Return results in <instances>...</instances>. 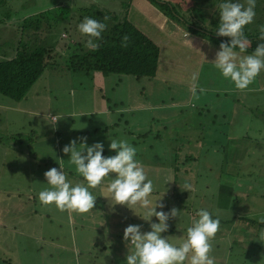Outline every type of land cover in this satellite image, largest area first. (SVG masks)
<instances>
[{"label":"rangeland","instance_id":"rangeland-1","mask_svg":"<svg viewBox=\"0 0 264 264\" xmlns=\"http://www.w3.org/2000/svg\"><path fill=\"white\" fill-rule=\"evenodd\" d=\"M121 2V0H0V60L9 57L13 50H16V44L22 35L21 24L24 18L61 6L96 8L111 15L114 12L119 18L124 16L143 34L152 38L162 51L160 70L155 78L137 81L132 76H106L92 71L89 73L74 69V63H80V58L88 49L84 44H78L85 41L84 35L75 27V32L74 28L71 30L69 28V32L74 33H64V38H61L63 25H58L47 39V44L55 47V54L40 78L20 100H13L0 94V171L2 167L8 168L11 165L10 162L16 158L15 152L25 149L24 144L35 142V136H31L30 130L37 127V117L34 115L31 118L24 111L17 112L15 109L20 110L19 108L29 106L38 110L50 109L51 113L75 109L74 111L79 113L66 118L63 123L66 128L78 130L77 126L73 127L78 122L80 131L81 129L88 131L89 128L93 131V123H104L109 128L104 144L109 143L108 137L116 136L117 139H124L137 149V159L140 157L142 161L148 159L150 166L144 170L153 181L150 200L162 198V202L165 199L166 203L176 200L173 205L167 207L178 209L180 202L188 203L197 196L199 198H195V202L200 208L218 212L217 204L222 201L218 199L220 189L217 181L220 180L219 176H222L221 184L226 185L231 175L224 167L223 171L221 170V162L230 152L228 149L224 152L221 148L223 142L218 138L264 136V110L259 109L258 113L261 116H255L257 113L253 110L255 104L263 98L255 94L257 87L247 89V92L246 88L236 89L214 68L211 61L219 43L211 42L210 37L199 32L192 33L182 23L167 17L149 0H133L128 10ZM240 2L246 3V0ZM256 2L259 4L255 7V16L252 23L244 27L245 34L259 32L258 26L264 25V0H255V4ZM216 3L217 0H192L187 9L193 6L194 9L188 13L185 9L178 12L182 17L189 18V22L193 23L196 29L217 36L215 30L219 14L215 8ZM75 21L73 20V27L78 24ZM193 74L197 77L198 90L195 96L189 92ZM253 84L257 85L256 78ZM221 87H225L226 93L215 92L217 88L222 89ZM200 88L203 92L199 91ZM100 107L105 109L109 107L115 113L110 112L107 119L102 121L97 114L101 111ZM93 110H95L93 115L80 114ZM230 114L235 119L230 120ZM89 121H92V124ZM35 130L37 131L35 135L50 136L37 128ZM98 134L102 135V131ZM15 147L17 150L13 149ZM107 149L108 147L104 146V150ZM186 157H194L197 161L188 160V163H184ZM229 171L236 177L234 171L231 169ZM195 181L199 183L197 188L183 190L185 183L191 185ZM235 182L236 180L233 184ZM103 189L106 192V187ZM92 191L97 192L95 189ZM233 193H237L236 189L224 193L222 197L230 198ZM25 200L27 201V198L23 197L22 201ZM8 201L11 202L10 208ZM252 201L257 203L260 199L253 198ZM17 202L19 198L13 197L0 203V264H123L121 259L111 261L108 256L102 254L105 251L102 245L106 243L107 226L113 227L114 222L107 214L103 215L97 211L102 208L97 198L93 209L88 210L92 217L88 212H84L85 216L82 219L73 221L74 228L70 227L73 224L69 225L68 222L63 225L65 229L62 230L56 229L57 226L54 224L46 223L51 228L47 229V233L53 234V238H67L63 246L54 244L53 254L46 253V248L41 250L40 243L31 235L32 228L39 234L37 230L40 226L34 225L37 222L22 221L31 218V205L28 206V210H24L25 204L16 205L14 209L13 206ZM33 205L32 209L35 208ZM224 205L225 215L231 219L233 213L238 214L237 212L242 209L243 202ZM106 207L109 206L105 205L103 208L106 210ZM163 210L168 211L165 207ZM143 211L137 209L139 214ZM127 213L134 215L130 209ZM80 215L82 216L81 213ZM137 218L143 231L146 226L149 227L148 222L138 216ZM180 218V216L170 218L167 221L168 231L162 233L171 236L174 243L182 239L188 223L191 222L189 216L185 220ZM152 219L155 220V217ZM235 223L242 224V221L237 219ZM148 230L150 229L146 231ZM73 239L76 241L75 247ZM76 245L80 253H77ZM125 247V243L120 244L115 252L112 249L105 254L123 251ZM211 255L215 256L212 248ZM220 262L222 261L217 260L215 264Z\"/></svg>","mask_w":264,"mask_h":264},{"label":"clouds","instance_id":"clouds-1","mask_svg":"<svg viewBox=\"0 0 264 264\" xmlns=\"http://www.w3.org/2000/svg\"><path fill=\"white\" fill-rule=\"evenodd\" d=\"M215 8L219 14L215 34L230 39L220 42L211 62L225 80L230 81L236 89L243 90L264 71V25L258 26L259 42L256 47L250 54H242L248 44L244 27L253 21L255 0H246V3L240 0H217ZM105 28V23L89 16L83 17L77 24L78 31L87 37L85 47L93 51L99 47ZM122 39L126 40L127 37ZM196 80L193 74L189 87L193 96L198 90ZM199 91L203 92V89ZM44 120L55 128L58 119L54 115L51 121ZM77 139L79 143L76 139L70 140L63 146L62 152L68 154V161L74 165L75 172L85 183H72L68 180L60 164L59 168H49L43 173L46 181L43 183L47 187L37 194L42 205H54L59 210L87 212L93 209L97 197L89 189L107 180L106 194L102 197L108 199L110 207L114 209L116 205L125 206L148 222L150 229L141 231L139 224H128L123 229L122 239L127 249L123 264H215L211 255V241L219 228L218 217L206 209H198L196 219L186 228L182 239L174 243L171 236L162 233L168 231L167 221L179 217L181 211L175 207L164 211L162 198L155 201L149 199L153 192V181L147 178L136 158L137 149L124 139L108 137V150L114 154L102 155L103 142L94 141L89 145L87 137ZM190 189L191 185L185 183L183 190ZM137 209L144 211L138 214ZM257 222L264 224V216L258 217ZM256 240L264 242V228L259 231Z\"/></svg>","mask_w":264,"mask_h":264},{"label":"crops","instance_id":"crops-1","mask_svg":"<svg viewBox=\"0 0 264 264\" xmlns=\"http://www.w3.org/2000/svg\"><path fill=\"white\" fill-rule=\"evenodd\" d=\"M215 39L216 38H211V42L216 41V43L220 44V42ZM13 54L14 50L12 52V55ZM256 79L257 85H254L252 81L246 87V92L247 89H253L254 87L258 88L256 89L255 94L263 99L262 101H259V103L255 104L253 110L256 111L255 113H257L255 114V116H261V114L258 112L259 109L264 110V106H262L264 104V71L260 72L256 76ZM221 88L222 89L217 88L215 92L217 93L222 91L226 93V89H224L225 87ZM237 107L239 106L237 105ZM19 109L20 110L15 109V111H24V113L29 115L31 118L35 115L37 117V130L50 136L35 135L37 134V131L35 130L36 128H34L33 130H30L31 136H35V142H33V144H24L23 146L25 147V149H19V151L17 150V147L13 148L14 150H17L15 152V160L10 162L11 165L8 168L2 167L0 171V203H2L4 199L10 200L11 198L16 197L19 198V202L15 203V205L13 206L14 209L16 208V205L25 204V206H23L25 207L24 210H28V206L31 205V218H25V220L22 221H25V223L29 222V220L37 222L34 223V225L35 227L40 226V229L37 230L39 234H36V230H33L32 228L31 235L34 238L36 237V242L40 243L41 250L46 248V253L50 252L51 254H53L54 244L55 246H59V244L60 246H63L62 244L67 238H53V234L49 235L47 233V229L51 228L48 227V224L46 223H49L51 225L54 224V226H57L56 229L59 228L62 230L64 228L63 225L66 222H68L69 225L70 223H72L73 225H71L70 227H73L75 225L73 221L80 220L85 215H83L84 212L81 213L75 210H59L54 205H42L37 198V194L40 190L47 187V185L43 183L46 182L43 173L52 167L59 168L60 164L63 166L66 178L68 180H70L72 183H85L83 178L75 172L74 165L70 164V162L68 161V154L63 153L62 148L64 145L68 144L70 140L76 139L77 143H79L80 141L77 138L80 137H87V143L89 145L94 141H101L104 144V141H106L105 138L108 135L107 132L109 128L108 125H105L104 123L100 124V122L93 123V131H91L90 128L88 131H85L84 129H81L82 131H80L78 122L73 125V127L77 126L78 130L66 128L63 125V123L66 121V118L73 117L76 113H79V111H74L75 109L72 111L58 110V112L56 113H51L50 109L38 110L29 106ZM99 109L101 111H98L99 113L97 114L100 115L102 121L107 117V115L110 114V112H112V109L109 107H107L106 109L100 107ZM246 109L247 108H245V110ZM93 113H95V110L88 113L81 112L80 114L93 115ZM112 113H115V111ZM54 115H56V119H58L55 128L46 123L44 120L46 119L48 121H51V116ZM79 116L86 117L87 115ZM229 119L233 120L235 119V117L230 114ZM89 122L90 124H92V121ZM67 125L70 126V124ZM99 131H102V135L98 134ZM52 134H54L55 136H51ZM139 137L141 138L142 136ZM115 138L117 139L116 136ZM218 139H221L223 142L221 148L224 150V152L227 149L230 152L225 156V160L223 159L224 161L221 162V170L223 171L224 167L225 171H227L231 175L229 176L226 185L221 184L222 176H219L220 180H218L217 183L220 189L218 195L220 196L218 197V199H220L222 202L217 204V207L219 208L218 212L211 211V209L209 210L211 214L218 217L220 220L219 228L211 241L212 250L215 252V262L217 260H221L222 262H220L219 264H264V242L256 240L259 231L264 228V224H260L257 222L258 217L264 216V136H219ZM107 145L108 144H104L105 147ZM109 154L113 155L114 152L107 149L102 153V155ZM188 158L190 157L185 158L184 163H188V160H190ZM138 160L140 161L144 169H147L148 166H150L149 161H147L148 159L142 161L140 157V159ZM193 160L195 162L197 161L194 157ZM226 160L229 161L227 162ZM229 169L236 173V177L233 176L232 173H230ZM235 180L236 182L233 184V181ZM107 182V180L105 182L102 181V185H98L95 188L89 189V191L93 193V196H97L96 198L101 202L100 205L102 208L98 209L97 211L99 213H103V215L107 214L114 222L113 227L107 226L108 229L105 236L106 243L102 245V249L105 251L102 254L103 256H108L111 261L117 258L121 259V261H124V259L122 258H124L126 254V247L123 249V251L119 250L117 253H105L107 251L111 252L112 249H114L115 252V249L118 248L120 244H124L125 242L122 239L123 229L129 224V222L130 224H133V222H135V224H139V220L135 214L132 216V213L131 215L130 213H127L128 208L124 207L123 205H116L114 206V209L113 207H110L108 199L102 197V195L106 194L103 188L106 187ZM197 185H199V183L195 181L191 184V188H197ZM206 188H208V185H206ZM92 189H95L97 192L92 191ZM233 189H236L237 191L236 194L233 193L231 196L235 197L234 199L226 196L222 197L224 193L226 194L227 192H233ZM23 197L27 198V201H22ZM195 198L197 199L199 197L196 196ZM195 198L190 199L189 202L185 204H182L180 202V206L177 210L181 211V215L179 214V216L183 218V220H185L188 216L190 217L191 221L196 219V211L198 209H202L199 205L196 204ZM253 198H259L260 201H257V203L253 202ZM175 201L176 200L166 203V200L164 199L163 204L165 205L166 210H169L167 206L173 205ZM231 202H243V206L242 209L237 212L238 214L233 213L232 215L234 216H232L231 219H228L227 217L230 216L225 215L224 211L226 208L224 204L226 203L229 206ZM32 203L35 205V208L33 207V209ZM10 204L11 202L8 201L9 208ZM38 205L39 207H37ZM105 205L109 206L106 207V210L105 208H103L105 207ZM182 207L183 209L181 210L180 208ZM19 208L22 209V206H20ZM87 212L89 213L88 215L92 217V215H90V211ZM80 213L82 214V216L80 215ZM237 219L239 221H242V224L235 223ZM188 224L190 226L191 222H189ZM26 226L29 228L32 227V225ZM79 228H83V226H80ZM148 228L149 227L146 226L144 231H146ZM141 231L143 230L141 229ZM52 232L54 233L55 230H53ZM73 242L72 243L75 247L76 241L74 240ZM48 248H50V250ZM76 249L77 253L81 252L77 245Z\"/></svg>","mask_w":264,"mask_h":264},{"label":"trees","instance_id":"trees-1","mask_svg":"<svg viewBox=\"0 0 264 264\" xmlns=\"http://www.w3.org/2000/svg\"><path fill=\"white\" fill-rule=\"evenodd\" d=\"M121 5L128 10L133 0H121ZM167 17L182 23L192 33L199 32L215 40L227 42L229 37H217L195 28L189 18L182 17L178 10L187 13L194 9H187L192 0H149ZM260 2V1H259ZM256 2L255 7L259 4ZM183 5V6H181ZM105 13L96 8L86 7H56L24 18L22 21V35L16 44V50L10 57L0 60V94L9 96L13 100H20L29 91L30 87L40 78L44 70L49 67L55 47L47 44L53 29L63 25L64 33H74L73 20L80 23L83 17L89 16L105 23L106 28L101 34L99 47L93 51L87 49L80 58V63H74V69L86 72H100L103 75L132 76L137 81L144 78H155L160 70L161 48L148 35L143 34L136 25L126 17H118ZM68 26V27H67ZM74 28V32H69ZM190 32V33H191ZM247 39L246 51L252 52L256 47L258 32L245 34ZM73 38V36H71ZM123 37H127L123 40ZM86 41L87 37L84 36ZM85 41L79 45L85 46ZM78 57V56H75ZM193 160V158H188Z\"/></svg>","mask_w":264,"mask_h":264}]
</instances>
